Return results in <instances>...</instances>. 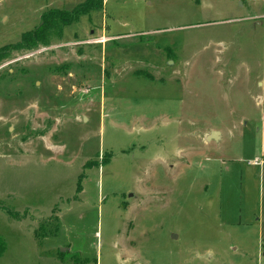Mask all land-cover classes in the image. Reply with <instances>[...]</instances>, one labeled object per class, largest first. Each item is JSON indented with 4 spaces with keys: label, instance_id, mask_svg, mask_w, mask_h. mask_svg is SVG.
<instances>
[{
    "label": "rangeland",
    "instance_id": "1",
    "mask_svg": "<svg viewBox=\"0 0 264 264\" xmlns=\"http://www.w3.org/2000/svg\"><path fill=\"white\" fill-rule=\"evenodd\" d=\"M84 1L0 0V264H264V0H103L16 46Z\"/></svg>",
    "mask_w": 264,
    "mask_h": 264
},
{
    "label": "trees",
    "instance_id": "2",
    "mask_svg": "<svg viewBox=\"0 0 264 264\" xmlns=\"http://www.w3.org/2000/svg\"><path fill=\"white\" fill-rule=\"evenodd\" d=\"M103 0H85L79 4L72 12H67L61 9H49L41 15L40 24L33 30L27 31L21 35L20 42L16 44L18 47H26L27 49L36 48L39 45L47 43L48 36L52 31H55L58 36L62 27L77 20L80 15L88 14L90 11L98 10L102 8ZM80 190L79 186L76 188V192ZM1 210V209H0ZM10 217H14L8 210H4ZM50 222L57 223L58 219L52 216ZM58 229L55 227L54 232L51 234H36V238H42L46 236H55Z\"/></svg>",
    "mask_w": 264,
    "mask_h": 264
},
{
    "label": "water",
    "instance_id": "3",
    "mask_svg": "<svg viewBox=\"0 0 264 264\" xmlns=\"http://www.w3.org/2000/svg\"><path fill=\"white\" fill-rule=\"evenodd\" d=\"M215 136H217V133L216 132H211V134H209V136L207 137V139H212L214 138Z\"/></svg>",
    "mask_w": 264,
    "mask_h": 264
},
{
    "label": "crops",
    "instance_id": "4",
    "mask_svg": "<svg viewBox=\"0 0 264 264\" xmlns=\"http://www.w3.org/2000/svg\"><path fill=\"white\" fill-rule=\"evenodd\" d=\"M261 140H262V142H263V144H264V134L261 135ZM262 156H264V151H263ZM256 158H257V157H256Z\"/></svg>",
    "mask_w": 264,
    "mask_h": 264
},
{
    "label": "bare ground",
    "instance_id": "5",
    "mask_svg": "<svg viewBox=\"0 0 264 264\" xmlns=\"http://www.w3.org/2000/svg\"><path fill=\"white\" fill-rule=\"evenodd\" d=\"M104 39H102L101 41H103Z\"/></svg>",
    "mask_w": 264,
    "mask_h": 264
}]
</instances>
